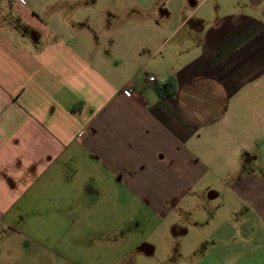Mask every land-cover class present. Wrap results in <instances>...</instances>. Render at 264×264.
Segmentation results:
<instances>
[{
  "label": "crops",
  "instance_id": "crops-1",
  "mask_svg": "<svg viewBox=\"0 0 264 264\" xmlns=\"http://www.w3.org/2000/svg\"><path fill=\"white\" fill-rule=\"evenodd\" d=\"M184 6L0 0V264H118L135 199L170 227L200 194L264 221V0L216 4L189 39ZM218 156L230 182H206Z\"/></svg>",
  "mask_w": 264,
  "mask_h": 264
},
{
  "label": "rangeland",
  "instance_id": "rangeland-1",
  "mask_svg": "<svg viewBox=\"0 0 264 264\" xmlns=\"http://www.w3.org/2000/svg\"><path fill=\"white\" fill-rule=\"evenodd\" d=\"M149 1L169 7L174 6L175 0ZM222 1L224 0H183L185 10L190 6L196 10L182 32L183 38L189 39L190 29L193 25L196 26L197 21L209 22L210 10ZM222 12L215 14L220 15ZM191 13L188 8L183 15ZM169 45L168 43V47ZM191 46L189 43L184 50L189 51ZM218 157V164L215 159L216 165L211 164L212 157H209L208 164L214 172L210 171L206 182L218 181V178L223 179L224 175L230 177V182L237 175V166L233 165L235 161L232 157L225 165L224 158ZM234 196L235 194L232 197ZM198 198L200 200L197 199L191 205H183L189 211L184 210L182 219L175 223L176 228L170 227L169 218L161 219L159 213L151 209L157 204L155 200L152 199V203L135 199L130 207L132 211L127 214L126 211L119 213L118 233L111 237V242H117L120 246L116 253L118 264H264V221L254 209L245 205V211L239 214L238 210L243 204L239 205L236 197L232 198L227 211L221 208L219 201L206 202L201 194ZM179 216L180 214H177V217ZM210 217L215 218L213 223L206 221ZM192 219L195 222H191ZM205 222L207 225L203 227ZM175 229L179 233L183 229H189L190 232L188 236L171 237L170 233ZM102 240L105 241V238L102 237ZM126 243L127 245L121 246ZM116 254L114 250H104L103 253H95V256L96 259L107 258L113 261L117 257ZM76 259L78 260L77 255Z\"/></svg>",
  "mask_w": 264,
  "mask_h": 264
},
{
  "label": "trees",
  "instance_id": "trees-1",
  "mask_svg": "<svg viewBox=\"0 0 264 264\" xmlns=\"http://www.w3.org/2000/svg\"><path fill=\"white\" fill-rule=\"evenodd\" d=\"M171 81H166L164 84L160 85L158 87V91L161 95H169L173 93V87H172Z\"/></svg>",
  "mask_w": 264,
  "mask_h": 264
},
{
  "label": "built area",
  "instance_id": "built-area-1",
  "mask_svg": "<svg viewBox=\"0 0 264 264\" xmlns=\"http://www.w3.org/2000/svg\"><path fill=\"white\" fill-rule=\"evenodd\" d=\"M149 80L154 82V81H156V78L155 77H150ZM163 82H165V81H163Z\"/></svg>",
  "mask_w": 264,
  "mask_h": 264
}]
</instances>
